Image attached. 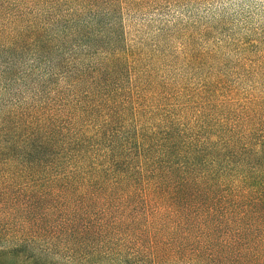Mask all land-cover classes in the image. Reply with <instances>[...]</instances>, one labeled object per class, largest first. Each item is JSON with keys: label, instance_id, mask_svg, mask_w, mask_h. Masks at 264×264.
<instances>
[{"label": "trees", "instance_id": "16d2710c", "mask_svg": "<svg viewBox=\"0 0 264 264\" xmlns=\"http://www.w3.org/2000/svg\"><path fill=\"white\" fill-rule=\"evenodd\" d=\"M142 1L0 0V264H264V97L168 91Z\"/></svg>", "mask_w": 264, "mask_h": 264}, {"label": "rangeland", "instance_id": "374dc122", "mask_svg": "<svg viewBox=\"0 0 264 264\" xmlns=\"http://www.w3.org/2000/svg\"><path fill=\"white\" fill-rule=\"evenodd\" d=\"M121 13L124 43L168 91L220 80L227 104L264 97V0H144Z\"/></svg>", "mask_w": 264, "mask_h": 264}]
</instances>
